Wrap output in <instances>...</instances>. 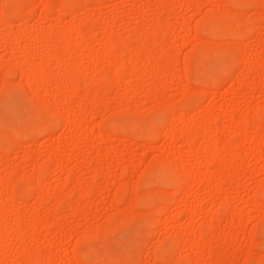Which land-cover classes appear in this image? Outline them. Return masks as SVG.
<instances>
[{
  "label": "rangeland",
  "instance_id": "1",
  "mask_svg": "<svg viewBox=\"0 0 264 264\" xmlns=\"http://www.w3.org/2000/svg\"><path fill=\"white\" fill-rule=\"evenodd\" d=\"M234 1L0 0V264H264V0Z\"/></svg>",
  "mask_w": 264,
  "mask_h": 264
},
{
  "label": "bare ground",
  "instance_id": "2",
  "mask_svg": "<svg viewBox=\"0 0 264 264\" xmlns=\"http://www.w3.org/2000/svg\"><path fill=\"white\" fill-rule=\"evenodd\" d=\"M69 1V3L71 2V4L73 3V1L74 0H68ZM232 1H234V0H232ZM239 0H236V3L238 2ZM51 2H53V1H51ZM49 3V4H52V3ZM235 2V1H234ZM7 3V2H6ZM14 4V3H13ZM48 4V5H49ZM54 4V3H53ZM62 4V3H61ZM11 6V5H10ZM9 5H8V8H7V11L9 12V10L10 11H12L11 9L13 8H11ZM16 5H14V7H15ZM50 6H52V5H50ZM53 7H55L54 5H53ZM19 11V10H18ZM13 13V12H12ZM220 14V13H219ZM220 16V15H219ZM229 16V15H228ZM21 17V16H20ZM19 17V18H20ZM208 17H209V15H208ZM21 19V21H22V18H20ZM24 20V19H23ZM228 20V19H227ZM21 21H19V22H21ZM221 23H225V22H221ZM214 24V23H213ZM20 25V24H19ZM210 25V24H209ZM246 25V24H245ZM228 26V25H227ZM212 27V26H211ZM24 29V28H23ZM36 29V28H35ZM34 29V31H36ZM212 29V28H211ZM215 29V28H214ZM227 29H229V28H227ZM232 28H231V26H230V30H231ZM238 29H240V28H238ZM238 29H234L235 31H234V33H233V35H235V34H238V36H240V35H242L243 33H241V32H238V31H240V30H238ZM245 30V29H244ZM23 31V30H22ZM25 31V30H24ZM37 31H39L40 32V30H37ZM85 31V30H84ZM217 31V30H216ZM226 31V30H225ZM225 31H224V33H225ZM228 31V30H227ZM226 31V32H227ZM6 32V31H5ZM21 32V31H20ZM29 32H31V31H29ZM38 32V33H39ZM51 32V31H50ZM9 33V32H8ZM23 33H25V32H23ZM36 33V32H35ZM145 33H148V32H145ZM153 33V32H152ZM151 33V34H152ZM156 34H157V32H155ZM208 33H209V31H208ZM5 34V33H4ZM3 33H2V35H4ZM10 34V33H9ZM9 34L7 35V37L9 36ZM34 34V33H33ZM82 34V33H81ZM1 35V34H0ZM6 35V34H5ZM150 35V34H149ZM153 35H155V34H153ZM152 35V36H153ZM37 38L38 37H40V36H38V34H36L35 35ZM67 36V35H66ZM151 36V37H152ZM6 37V36H5ZM149 37V36H148ZM147 37V38H148ZM33 39V38H32ZM39 39V38H38ZM33 40H35V39H33ZM31 42V41H30ZM35 42L36 41H34V42H32V43H29V45H30V49H32V50H35L36 48H35ZM38 42V41H37ZM119 42H121V40L119 41ZM123 43V42H122ZM118 44V43H117ZM127 44V43H126ZM118 45H120V43L118 44ZM58 47H60V46H58ZM124 47V46H123ZM207 47V46H206ZM29 48V47H28ZM142 48V47H141ZM69 49V48H68ZM67 49V47H65V46H62V47H60V48H58L57 50H55L54 51V53H55V57L57 58V59H63V57H64V55L66 56V54L68 55V50ZM126 49V48H125ZM53 50V49H52ZM68 50V51H67ZM131 49H129V51H130ZM66 51H67V53H66ZM123 51H125V50H123ZM128 51V50H127ZM218 51V50H217ZM36 52V51H35ZM131 52H132V50H131ZM201 52V51H200ZM219 53V52H218ZM71 54V53H70ZM126 54V53H125ZM128 54H129V52H128ZM206 56V55H205ZM71 57V56H70ZM220 57V56H219ZM226 58H231L230 57V55H227V56H225ZM214 58V57H213ZM137 59V58H136ZM136 59H134V61L136 60ZM59 61V60H58ZM62 61V60H61ZM225 61V60H224ZM29 63L31 62L30 60L28 61ZM126 62V61H125ZM137 62V61H136ZM28 63V64H29ZM128 63V62H127ZM202 63V62H201ZM206 63H209V62H206ZM204 64L205 66L207 65L208 66V64ZM32 64H33V62H32ZM123 64V63H122ZM203 64V63H202ZM212 64V63H211ZM214 65H216V64H214ZM28 66V65H27ZM26 66V67H27ZM124 66H125V64H124ZM203 67V68H205V70L208 68L207 66V68L206 67ZM39 67V66H38ZM126 67V66H125ZM118 68H121V67H118ZM138 68V67H137ZM217 68V67H216ZM98 69H99V67H98ZM133 69H136V68H133ZM139 69V68H138ZM202 69V68H201ZM13 70H15V69H13ZM49 70V69H48ZM48 70H45V67L44 68H36V67H32V66H29V67H27V68H25L24 67V65L22 64V66H17L16 67V72H19V73H21L22 75H26V77H30V78H33L34 80V82H40L41 81V79H42V81H43V79H45L44 77L45 76H47V74L46 73H48V72H46V71H48ZM51 70V69H50ZM50 70H49V73H50ZM117 70V69H116ZM121 70V69H120ZM132 70V69H131ZM108 71V70H107ZM118 71V70H117ZM116 71V72H117ZM138 71V70H137ZM207 71V70H206ZM98 72V71H97ZM119 72H121V71H118V74H119ZM201 72H203V71H201ZM48 73V75H50ZM123 73V72H122ZM192 73V72H191ZM118 74H116L117 76H119ZM121 74V73H120ZM131 74V73H130ZM133 74V73H132ZM207 74L208 73H206V75L205 76H207ZM136 75V74H135ZM138 75V74H137ZM99 76H100V74H99ZM196 76V75H195ZM47 78H48V76H47ZM120 78V77H119ZM69 80V79H68ZM81 80V79H80ZM100 80V79H99ZM117 80V79H116ZM95 82V81H94ZM93 82V83H94ZM60 83V82H59ZM69 83V82H68ZM98 83V82H97ZM106 84V83H105ZM108 84V83H107ZM56 85H58V87H59V84H56ZM69 85H71V84H69ZM8 86H9V84H8ZM71 86H73V85H71ZM76 86V85H75ZM95 86V85H94ZM93 87V86H92ZM2 88V87H1ZM0 88V89H1ZM2 90V89H1ZM93 90H94V88H93ZM90 92V91H89ZM95 94V93H94ZM89 98V97H88ZM61 108H63V107H61ZM57 113V112H56ZM55 115V114H54ZM82 119V118H81ZM52 121H53V119H52ZM76 121V120H75ZM42 122V121H41ZM41 122H40V125H41ZM44 122V121H43ZM46 122V121H45ZM73 122H74V120H73ZM81 122V121H80ZM253 122V121H252ZM37 123V122H36ZM54 123V122H53ZM61 123L64 125V127L65 126H67L68 124H70V118L69 117H62V119H61ZM55 124V123H54ZM253 124H254V122H253ZM38 126V125H37ZM117 126V125H116ZM47 127V126H46ZM134 127V126H133ZM199 127V126H198ZM53 129V128H52ZM55 129V128H54ZM205 129V128H204ZM49 130V129H48ZM200 130H202V129H200ZM199 129H198V131H194V133H192L191 134V137L192 138H190V140L191 139H194V138H197V137H199V135H201L202 133H201V131H200ZM2 130H0V132H1ZM147 133V132H146ZM6 137V136H5ZM205 137V136H204ZM208 137V136H207ZM108 139H109V137H108ZM203 139V138H202ZM205 140V139H204ZM189 141V140H188ZM227 146V145H226ZM232 148V147H231ZM223 149V148H222ZM216 156V155H215ZM212 159V158H211ZM216 160V159H215ZM51 162V161H50ZM158 163V165H159V162H157ZM50 164H52V163H50ZM169 164V163H168ZM176 164V163H175ZM45 165V164H44ZM51 166V165H50ZM160 166V167H159ZM158 166V171L157 170H155V173L156 172H161L162 174H163V176H165V178L166 179H168L169 180V183H170V181H171V183L170 184H172L173 183V185L175 186V189L177 188V190L180 188V186H181V184L183 183V180H184V177H185V175H188V174H190V172H192V171H190V170H187L186 171V173L184 172V171H180L181 169H182V167H181V169L179 168V166L178 165H175V166H167V165H159ZM40 167V166H39ZM154 169H156V167L154 166ZM192 169V168H191ZM42 170H43V168H42ZM153 170V169H152ZM99 174H100V172H99V170L97 171ZM150 172V171H149ZM152 172V171H151ZM37 174H38V171H37ZM98 174V175H99ZM148 174H150V173H148ZM168 174H170V175H168ZM151 175H152V173H151ZM100 176H101V174H100ZM148 176V175H147ZM159 176V175H158ZM162 176V177H163ZM96 177V176H95ZM99 177V176H98ZM156 177V176H155ZM160 177H161V175H160ZM188 177V176H187ZM151 178H152V176H151ZM189 178V177H188ZM206 178V177H205ZM204 178V179H205ZM162 179V178H161ZM202 179H203V177H202ZM186 180V179H185ZM201 180V179H200ZM23 183V182H22ZM25 183V182H24ZM166 183V182H165ZM164 183V184H165ZM28 185V184H27ZM145 185V184H144ZM25 186V185H24ZM262 187V186H261ZM96 188V187H95ZM181 188H182V186H181ZM125 189V188H124ZM91 190V189H90ZM92 191V190H91ZM122 193V192H121ZM120 197V196H119ZM143 198H144V196H143ZM9 199V198H8ZM63 199V198H62ZM121 199H122V197H121ZM145 200H147V197L146 198H144ZM153 201V200H152ZM63 202V201H62ZM67 202V201H66ZM65 202V203H66ZM144 202V201H143ZM146 202V201H145ZM148 202H150V201H148ZM64 204V203H63ZM148 204V203H147ZM6 201H5V199H3V201H0V224L2 225L3 224V219H5V217H4V215H2L3 213H2V209L4 210V208L6 207ZM62 205V204H61ZM225 205V204H224ZM227 205V204H226ZM224 206L225 208H224V210H221V211H224V213L225 214H229V211H230V205H227V206ZM230 208V209H229ZM57 211V210H56ZM231 212V211H230ZM221 213V212H220ZM7 217V216H6ZM54 220V219H53ZM52 220V221H53ZM215 220V219H214ZM15 221V220H14ZM211 221V220H210ZM13 222V221H12ZM16 222V221H15ZM55 225H58V224H60V222L59 223H54ZM0 225V226H1ZM13 225V224H12ZM15 225V224H14ZM16 225H17V223H16ZM21 225V224H20ZM53 225V224H52ZM210 227H211V225H209ZM213 226V225H212ZM4 228H5V226H3ZM14 227V229L16 228L17 230H19L20 229V226L18 225V226H13ZM59 227H60V225H59ZM11 228H12V226H11ZM6 229V228H5ZM10 229V228H9ZM13 229V228H12ZM11 229V230H12ZM15 229V230H16ZM211 229V228H210ZM10 230V231H11ZM16 230V231H17ZM9 231V230H8ZM15 231V232H16ZM22 231V230H21ZM203 231V230H202ZM209 231L210 230H206V233H209ZM13 232V231H12ZM11 232V233H12ZM171 240V239H170ZM169 240V241H170ZM166 242V241H165ZM168 243V242H167ZM181 243V242H180ZM2 244V243H1ZM1 244H0V246H1ZM8 244V243H7ZM6 244H3L2 245V247H4ZM8 247V246H7ZM6 247V248H7ZM5 248V247H4ZM30 251V250H29ZM20 252V251H19ZM161 252V251H160ZM27 252H23L22 254H23V256H26V255H24V254H26ZM21 254V255H22ZM43 254H45V253H43ZM167 255V254H166ZM36 256V255H35ZM41 255H39V257H40ZM166 257V256H165ZM22 258V257H21ZM37 258V257H36ZM49 258V257H48ZM51 258V257H50ZM117 258V257H116ZM39 259V258H38ZM37 259V262H39V263H41V261L43 262V260L42 259H44V258H40V260H38ZM115 259V258H114ZM46 260V259H45ZM52 261V260H51ZM120 261V260H119ZM125 261H127V260H125ZM186 261H188V260H186ZM186 261H184L185 263H186ZM181 262V261H180ZM179 262V263H180ZM183 262V263H184ZM36 263V262H35ZM184 263V264H185ZM190 263V262H189ZM181 264V263H180Z\"/></svg>",
  "mask_w": 264,
  "mask_h": 264
}]
</instances>
